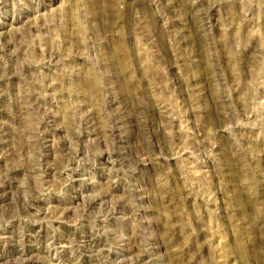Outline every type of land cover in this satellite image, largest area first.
Returning <instances> with one entry per match:
<instances>
[{
    "label": "rangeland",
    "instance_id": "374dc122",
    "mask_svg": "<svg viewBox=\"0 0 264 264\" xmlns=\"http://www.w3.org/2000/svg\"><path fill=\"white\" fill-rule=\"evenodd\" d=\"M0 264H264V0H0Z\"/></svg>",
    "mask_w": 264,
    "mask_h": 264
}]
</instances>
